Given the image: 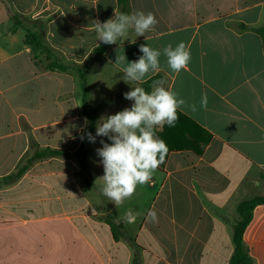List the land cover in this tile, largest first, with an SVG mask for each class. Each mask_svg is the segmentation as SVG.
<instances>
[{"label": "crops", "instance_id": "0c3cea01", "mask_svg": "<svg viewBox=\"0 0 264 264\" xmlns=\"http://www.w3.org/2000/svg\"><path fill=\"white\" fill-rule=\"evenodd\" d=\"M128 1L129 14L150 12L158 23L109 45L84 83L77 66L100 43L93 22L114 19L117 0H0V264H229L237 204L264 195V0ZM23 20L45 23L43 41L66 71L47 69L27 35L18 37V28L33 32ZM180 42L191 60L177 74L163 49ZM141 44L161 52L160 71L126 82L116 58L138 60ZM156 75L197 111L184 108L174 127L156 129L167 146L185 148L170 150L152 180L137 187L133 200L148 203L126 238L122 218L108 217L114 206L98 209L90 196L104 195L96 150L111 141H89L86 170L74 157L88 127L83 101L96 112L95 136L100 117L130 108L124 93ZM205 94L207 109L200 107ZM31 141L70 155L38 160L3 183L33 154ZM153 209L154 223L146 219ZM244 246L253 264H264V205L254 210Z\"/></svg>", "mask_w": 264, "mask_h": 264}, {"label": "clouds", "instance_id": "9594fccd", "mask_svg": "<svg viewBox=\"0 0 264 264\" xmlns=\"http://www.w3.org/2000/svg\"><path fill=\"white\" fill-rule=\"evenodd\" d=\"M158 23L153 13L136 12L133 14H115L114 19L101 23L93 22L97 40L104 44H116L120 38L127 37L130 29L137 36H144L153 30ZM139 51L143 53L138 60L128 62L125 55L117 56L115 64L125 65L122 72L126 82H142L150 72H159L161 52L148 45L141 44ZM167 64L177 74L186 69L191 54L186 45L180 42L175 48L171 44L163 49ZM164 81H155L151 92L143 87H133L124 93V98L134 101L130 108L113 115L101 116L96 125V135L87 133L88 140L95 142L96 137H107L111 143L101 140L103 145L96 150L101 158L104 175L102 192L119 207L126 199H130L138 186L148 184L155 171L165 162L168 154L166 142L156 134V129L165 125L174 127L179 119L178 111L189 108L197 111L196 105L188 104L178 94L166 90ZM208 99L202 95L200 107L207 109ZM86 119V118H85ZM148 222H157L156 211L149 210ZM136 215L126 213V221L134 223Z\"/></svg>", "mask_w": 264, "mask_h": 264}, {"label": "trees", "instance_id": "16d2710c", "mask_svg": "<svg viewBox=\"0 0 264 264\" xmlns=\"http://www.w3.org/2000/svg\"><path fill=\"white\" fill-rule=\"evenodd\" d=\"M118 4V14L124 13L129 14V1L128 0H117ZM38 27V33L36 32H30L27 34L26 37V43L32 44L37 50L39 49L40 45H46L43 41L44 31L46 28V25L42 21H34L33 23ZM259 35L261 36L264 44V26H262L258 30ZM38 34L41 36H38ZM40 37V38H39ZM47 46V45H46ZM48 47V46H47ZM109 48L108 44H104L102 41H100L99 45L92 51L91 55L87 58L85 63L82 65V70H80V67L77 66L80 78L86 83V76L87 72L90 68V65L94 58L98 56H102L105 51ZM51 49V48H50ZM52 50V49H51ZM55 52V51H54ZM59 54V53H58ZM57 54V55H58ZM59 57V56H58ZM66 64L62 63L60 61H52L51 63H48L46 65V68L49 70H58V71H66ZM162 80L161 76H153L147 81H145L142 84V87L148 91L151 92V86L155 83V81ZM88 106L87 99L85 98L83 101V113L87 117L88 121V127L85 131L83 140L77 149V151L74 153V157L79 164V166L86 170L88 167L87 163V147L89 144V140L87 137V133H92L95 129V116L96 112L89 113L86 111V107ZM178 115L181 117H184L178 112ZM185 118V117H184ZM167 126V125H165ZM163 127L162 129H165L166 127ZM164 131V130H163ZM165 132H163L164 134ZM184 133L179 131L178 133V140L181 141V137H183ZM180 144H172L168 146L169 151L170 150H184L181 148H185V146ZM30 150L33 151V154L29 155L28 153L25 154L22 159L20 160L19 164L17 165L14 172H12L10 175L2 179L3 183H12L17 181L23 174L28 170V168L35 163L38 160L54 157V156H69L70 154L61 151L58 149H52V148H39L34 142H30L29 145ZM168 151V152H169ZM264 205V195L263 196H256L254 198L248 199V200H242L240 201L236 206V212L240 218L239 222L234 226L233 230V244H234V252L230 258L229 264H253V260L250 258V256L247 254V251L244 246V233L248 225L253 219V213L254 210Z\"/></svg>", "mask_w": 264, "mask_h": 264}, {"label": "rangeland", "instance_id": "374dc122", "mask_svg": "<svg viewBox=\"0 0 264 264\" xmlns=\"http://www.w3.org/2000/svg\"><path fill=\"white\" fill-rule=\"evenodd\" d=\"M23 22L24 24L29 25L32 28V31H34L35 33L36 32L38 33V27L36 25H33L32 23H29V22L26 23L27 21H24V20ZM18 29H19L18 37L22 40L27 35L28 32L26 30V27H21ZM38 36L40 35L38 34ZM38 50L40 52L41 60L47 61L46 65H48V63H51L52 61H60L57 53L51 50L46 45H43V44L40 45ZM90 196L93 198L95 207H97L98 209L102 208L105 210V209H109L110 207L114 206V209L111 215H108V217L112 219L122 218V220L125 222L124 228L126 231L125 233L126 238H129L130 236L131 237L134 236L136 230L138 229V224L142 221V218L145 214L144 208L147 206L146 203H148V198L145 196H149V195L143 196L145 197V199H142L141 197L140 199H135V200H133L135 197V195H133L130 199H126L119 207H117L112 201L107 199L105 195H101L99 193H91ZM129 211H131L133 214L136 215V220L134 223H128L126 221V213ZM135 252H139V254L141 255V251L135 250Z\"/></svg>", "mask_w": 264, "mask_h": 264}]
</instances>
